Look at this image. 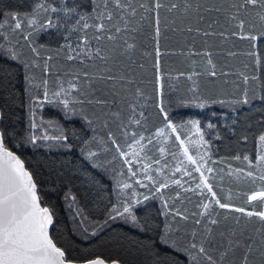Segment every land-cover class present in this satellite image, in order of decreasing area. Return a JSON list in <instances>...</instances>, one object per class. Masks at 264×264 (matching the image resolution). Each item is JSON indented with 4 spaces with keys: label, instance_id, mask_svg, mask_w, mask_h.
<instances>
[{
    "label": "trees",
    "instance_id": "1",
    "mask_svg": "<svg viewBox=\"0 0 264 264\" xmlns=\"http://www.w3.org/2000/svg\"><path fill=\"white\" fill-rule=\"evenodd\" d=\"M102 2L103 0H64V5L74 7L76 13L72 14V18L68 20L67 30L59 27L39 31L32 36V43L39 51L38 58L34 57L27 45L21 48L11 41V45L21 52L22 60L31 61L36 58L42 70L39 73L34 69L26 71L19 62L0 60V67L11 70L10 78L7 73L0 74L4 76V79L0 80V111L3 114L0 131L6 132V143L9 148L21 156L26 168L33 174L38 184L42 206L49 207L53 213L55 223L51 236L54 242L64 248L71 258L79 261L100 256L108 262L117 260L122 264H148L147 255L141 249L140 244L146 243L148 237L154 235L153 229L163 227L165 217L160 215L161 196L156 195V198L144 201L135 208L142 223L145 220L148 223L146 232H141L119 218L114 221L108 220L111 206L117 203L115 172L117 162L113 159L116 156L115 147L111 141L107 140V133L113 132L119 144L123 141L124 133L128 131L143 133L145 137L151 138L157 130L164 127L163 116L158 108V104L162 101L170 120L177 126H183L181 128L182 138L185 137L183 128L190 126L189 121H199L205 141L204 147L210 159L215 161L216 168L222 165L245 168L244 156H248L253 162L257 158L260 147L259 136L264 134V105L258 101H253L251 105L234 104L232 101L241 98L244 86L238 77L240 72H245L250 77L257 76V81L250 82V89L255 90L257 95L262 94L264 43H259L255 49L261 60V63L257 65L253 58L245 54L252 50L251 42L248 40L232 37L222 44L219 36L204 38L195 31L191 33L183 31L188 26L193 29H205L213 19L219 20V23L215 25L217 32L225 30V27L230 28L224 13H204L205 20L198 23L195 15L185 17L180 10L170 13L166 8H162L159 11L161 55L159 72H157L154 67L157 59L156 43L153 39L155 14L141 11L132 25L140 31L131 33L128 37L129 42L136 44V49L132 53V61L126 57H119L118 67L111 61L108 64V67L113 70L112 74H125L134 82L129 85L118 80L115 84V91L119 93L117 97L111 94L104 96L99 92L95 94V97L88 96V98L109 101L115 99L116 103H109L103 109L85 103L83 105L85 114L92 117L93 113H96L100 117V119L93 117L95 122L91 126L87 125L80 116L73 117L69 121L64 118L60 108L45 104L41 108V119L53 121L55 125L59 124L63 127L65 134L69 136L66 143L71 144V148H68L64 142L51 145H46L44 141H37L35 145L26 142L30 134V94L33 97L38 95L42 97V90L36 87L29 90L25 76L34 77L33 85H39L45 78L42 63L48 56L53 57L49 61V67L57 68L55 74L49 78L51 81L58 77L66 81L69 79L66 73L82 69L84 65L66 60L68 48H61V46L71 44L75 48L82 34L72 31L76 27L75 19L82 15L88 23H92L90 17L95 15L94 5H101ZM133 2L139 3L141 0H133ZM143 2L151 3V0H143ZM200 2L205 6L222 7L232 11L229 5L234 0H200ZM163 3L167 5L169 0H163ZM54 4L59 7V0H54ZM33 5L34 0H0V21L3 20L4 13L15 12L20 15H31ZM58 15L62 20L68 19L62 12ZM252 17H255V12L252 13ZM173 28L177 30L173 31ZM88 34L91 35V30ZM133 36L134 40L131 39ZM205 39H207L206 44ZM20 43L23 44L24 41L20 39ZM0 44H4L5 49L9 46L3 40H0ZM204 49H210L213 52L212 58L217 65L218 74L227 72L229 75H218L215 78L198 77V92L194 94L191 91L193 84L187 78L188 74L193 70L203 72L206 65L201 57L190 53ZM229 51H235L238 55L230 57L227 55ZM87 63L90 65L88 68L90 73H97L99 68L104 67L99 61H96L94 66L91 61ZM129 65L131 68L128 67ZM157 75L161 77L159 82H157ZM94 86L101 87L102 85ZM137 88L142 91V95L138 98L134 95ZM85 92L87 94L89 90L85 88ZM249 95L251 97V91ZM121 98L125 102H121ZM217 100H224L225 103L214 102ZM127 101L137 104L138 112L144 113V117L140 118V125L129 124ZM204 101L207 103L203 108L196 107L198 103ZM117 111L121 113L119 120L111 115ZM105 120L108 121L107 128L104 127ZM97 136L107 140L104 146L99 147L95 140ZM85 140L92 141L90 149L98 153L94 162L102 167L94 168L92 167L93 162L85 159L86 153L81 151ZM237 156L240 157L239 160L236 159ZM241 186L242 199L222 200L237 207L249 209L250 205L246 203V195H250L257 189H248L244 184ZM232 188L239 189L237 186H232ZM216 191L220 193L219 189ZM73 197L75 200L72 199ZM255 207L256 210H260L262 205L257 203ZM220 213L222 223L217 231L236 226L234 219L225 222L223 216L226 214L234 218L239 216V213L228 210H221ZM191 214L187 213L190 216L187 224L184 221H178L182 229L187 228L191 231L194 227ZM106 220L107 224H105ZM84 227L88 228L86 234L82 231ZM256 227L260 225L255 218H252L251 223H248L246 218L241 220L240 228L246 229L245 236L251 234ZM92 231H96L97 234L91 235ZM253 259L256 264H261L259 252H256Z\"/></svg>",
    "mask_w": 264,
    "mask_h": 264
},
{
    "label": "snow or ice",
    "instance_id": "2",
    "mask_svg": "<svg viewBox=\"0 0 264 264\" xmlns=\"http://www.w3.org/2000/svg\"><path fill=\"white\" fill-rule=\"evenodd\" d=\"M59 4L60 6L57 7L54 4V0H34L31 15H20L15 12L4 13V18L0 21V40L7 42L9 46L5 49V45L0 44V60L19 62L26 71L40 67V63L36 59L39 57V51L32 43V36L36 32L48 31L59 27H64L67 30L68 20L72 18V14L76 13L74 7H66L64 5V0H59ZM162 8H166L170 13L180 10L185 17L195 15L198 23L205 20L204 13H224L227 25H230V28L225 27V30L217 32L215 25L219 23V20L213 19L207 24L205 29H193L188 26L183 31L189 33L195 31L204 38L219 36L222 44L232 37L248 40L251 42L252 50L245 54L253 58L257 65L261 63L259 54L255 49H257L259 43H264V0H234L229 5V9L232 11L222 7L205 6L200 0H169L167 5L163 3V0H151V3H145L143 0L139 3H134L133 0H103L101 5H94L95 15L90 17L93 21L92 23H88L82 15L75 19L76 27L72 31L82 33L75 48L71 44L61 46V48H68L66 60L84 65L82 69L66 73L69 76L66 81L58 77L56 90L49 88V81L46 78L42 79L39 85H33L34 77L25 76L29 90L33 87L42 90V97L39 95L33 97L30 94V112L32 115L30 117V134L26 138V142L33 145L37 141L64 142L68 148H71V144L66 143L69 140V136L65 134L63 127L56 124V134H50L48 129L55 122L37 121L35 119V110L43 108L45 104L60 108L64 118L69 121L73 117L80 116L86 121L87 125L91 126L95 122L93 117L95 119H100V117L96 113H93L92 117L85 114L83 109L85 103L99 106L101 109L108 106L109 103H116L115 99L109 101L107 99L88 98V96L95 97V94L99 92L104 96L111 94L113 97H117L119 93L115 91V84L118 80L129 85L134 82L125 74H112L113 70L108 67V64L111 61L118 67L119 57H126L129 61H132V53L136 49V44L129 42L128 37L129 34L140 31V29L132 25L141 11L155 14V35L153 39L156 43L155 54L157 59L154 67L159 72V57L161 55L159 48V37L161 35L159 11ZM61 12L68 19L62 20L58 15ZM253 12H255L254 18L252 17ZM245 17L248 18L246 19ZM141 18L143 19L144 17L142 16ZM173 23L175 22L173 21ZM89 30H91V35L88 34ZM172 30L176 31L177 29L173 28ZM11 37H19L16 43L21 48L27 45L36 58L31 61L22 60L21 52L11 45ZM20 39L24 41L23 44L20 43ZM131 39L134 40L135 37L133 36ZM204 42L206 44L207 39ZM190 54L201 57L206 65L203 72L193 70L188 74L187 78L193 84L191 91L194 94L198 92V77L215 78L218 75H229L227 72L218 74L217 65L212 58L213 52L210 49L192 51ZM227 55L235 57L238 53L229 51ZM52 59V56H48L43 60L45 76L49 74V61ZM87 61H91L92 66L95 65L96 61H99L104 67L99 68L97 73H90L88 71L90 65ZM132 63L134 64L135 62L133 61ZM128 67L131 68V65ZM139 67L142 68L143 65H139ZM3 73H7L10 78V69L0 67V74ZM181 75L184 74L181 73ZM238 77L244 87L241 98L232 101V103L251 105L253 101H258L261 105H264V89H262V94L260 95H257L255 90L250 89V82L257 81L258 77L255 75L250 77L245 72L238 73ZM3 79L4 76L0 75V80ZM160 79L161 77L157 75V82ZM96 84H101L102 86L95 87L94 85ZM237 87L239 86L237 85ZM85 88L89 90L87 94ZM250 91L251 97L249 95ZM134 95L137 98L141 96V89L137 88ZM121 102H125L123 98H121ZM214 102L225 103L224 100ZM206 103L207 101L198 103L196 107L203 108ZM127 106L129 109V124L140 125V118L144 117V113L142 111L138 112L137 104L131 101H127ZM158 108L163 116L164 127L160 128L156 135L170 137L175 134V141L179 142L178 147L183 150L181 155L184 159L177 163L175 172H182L183 175L189 177H192V173L195 172L199 173V177L193 189L185 188L180 179L165 177L158 180L154 175H146V178L152 183L154 191L161 193L162 206L160 215L165 217L163 227L153 229L154 235L149 236L146 243L142 242L140 244L141 249L147 255L148 264H256L253 259L256 252H259L261 264H264V134L259 136L261 151L257 153L255 162L253 163L248 156H244L243 160L248 163V171L244 172L243 169H239L236 173L238 180L242 176L246 177L252 184L259 180L260 187L250 195H246V203L250 205L249 209L237 207L230 202H223L222 198L214 191V186L210 182L213 177L208 175L213 173L214 170L212 167H206L207 160L205 155L199 152L195 156L189 154V147L186 146V141L187 144L205 143L199 127V121H189L191 130H194L193 135L199 137V140L194 141L189 136L182 138L181 128L183 126H177L170 120L162 101L158 104ZM111 115L117 120L121 117L119 111L111 113ZM2 117L3 114L0 113V119ZM45 123L48 127H44ZM108 126V121L105 120L104 127L107 128ZM209 127H212V125H209ZM37 129H42L39 135L36 134ZM124 135L127 137L129 134L125 132ZM137 135V133L131 134L129 137L131 143L127 140L125 143L128 148L137 145L140 151H144L146 145L142 144L141 141L147 139L148 143H152V140L143 135H140L139 139H137ZM107 136L115 147L116 156L113 159L117 157L124 158L123 163L128 165V172L130 173L129 179L136 177L138 171L132 167L133 161L129 158V152L117 142L113 132L109 131ZM101 141H103V138H101ZM91 143L92 141L85 140L84 148L81 151L86 153V160L93 162L92 167L100 168L102 166L94 162L98 153L90 149ZM159 151L164 153L165 149L161 147ZM131 156L137 157L138 153L133 151ZM173 156L175 157V153ZM236 159L239 160L240 157L237 156ZM185 160L187 164L184 163ZM154 162L156 164L160 163L159 160ZM143 171L145 174L152 171L151 165L145 164ZM155 171L161 172L162 169ZM174 174L172 173V175ZM118 175H124L123 171L118 173ZM116 182L121 187V191L132 186L120 180ZM134 182L141 187H149L148 184H142L140 180H135ZM170 183L183 189L185 193L199 191L202 197L205 196V193L210 194L205 197L207 202L202 200L197 205L202 211L191 214L194 225L191 231H188L187 228L182 229L178 222L184 221L187 224L190 216L185 214L186 210L174 209V206L170 205L168 200L163 199L161 190L167 189ZM154 198L156 197L144 195L141 200L137 197L135 191L127 199L118 198L117 203L111 206L108 220L114 221L119 218L141 232H146L148 223L146 220L142 223L135 212V208L144 201ZM72 199L75 200V197ZM179 199L180 193L177 192L176 200ZM224 199L231 201L232 197L228 195ZM257 203L262 205L260 210H256L255 205ZM217 208L239 213L240 215L234 218L226 214L223 216L225 222L229 219H234L236 226L229 227L227 230L217 231L222 223L221 213L216 211ZM244 218L247 219L248 223H251L252 218H255L260 227L254 228L251 234L245 236L244 232L246 229L240 228L241 220ZM107 223L108 221L106 220L105 224ZM53 224V213L49 207L42 206L38 184L33 174L25 167V161L21 156L9 148L6 143V132L0 131V264H109L108 261L100 256L84 258L79 261L71 258L68 252L58 246L50 235L49 230ZM82 231L86 234L88 233V228L84 227ZM96 234V231L91 233L93 236ZM238 253L239 255H237ZM110 264H120V262L112 260Z\"/></svg>",
    "mask_w": 264,
    "mask_h": 264
},
{
    "label": "rangeland",
    "instance_id": "3",
    "mask_svg": "<svg viewBox=\"0 0 264 264\" xmlns=\"http://www.w3.org/2000/svg\"><path fill=\"white\" fill-rule=\"evenodd\" d=\"M19 39V37H11V41H13L14 44L16 43V40ZM5 43V41H4ZM39 62V61H38ZM41 65V64H40ZM43 65V63H42ZM50 65V64H49ZM61 65V64H59ZM60 69V68H58ZM34 70L38 71V73L40 72V70H42V67H38V68H34ZM55 70H57V68H50L49 67V74L47 76L44 77L46 79H48L49 81V88L51 90H56L57 88V79H55L54 81H51V79H49L53 74H55ZM61 79V78H60ZM63 80V79H61ZM36 111V115H35V119L37 121L43 120L41 119V108H38L35 110ZM32 115V113H31ZM45 122H47L48 120H43ZM44 127H48V125L45 123ZM42 129H37L36 130V134L39 135ZM49 133L50 134H56V127L55 124L52 125V127H50L49 129ZM158 131V130H157ZM156 131V132H157ZM156 132L151 136V140L152 143H148V140H142L141 143L146 145L144 151H140L139 146L134 145L132 148H128L127 144L125 143V141L127 140L129 143H131V140L129 139V137L131 136V134H133L134 132H130L128 131L127 133L129 134L127 137L124 136L123 141L121 143V146L125 147V149L129 152V158L132 159L133 163H132V167L134 169H136L138 171V174L136 177L129 179L130 173L128 172V165L123 163V159L121 157H117L116 158V162H117V168H116V181L120 180L122 182H127L129 184H131V188L129 189H123L121 191V187H119L117 185V200L119 199H127L131 196L132 192L135 191V193L137 194V197H139L141 200L143 199L144 195L153 197L156 195H160L161 193H156L154 191V187L152 185V183L146 178V175H154L156 176V178L159 179H163L165 177H171V179H180L182 181V183L184 184L185 188H195L196 183L198 182V177H199V173H192V177L189 176H185L182 174V172H175V167L177 165V163L180 160H183V156L181 155L182 153V149L178 147L179 142L175 141V134H173L170 137L167 136H157ZM194 130H191V126H186L185 128H183V133L185 134V136H189L192 138V140H199V137L193 135ZM137 139H139L140 135L145 136V134L143 133H137ZM99 145V147H101V145H105L107 140L105 138H103V141H101V137L98 138V136L95 139ZM46 142V145H51L52 143H60V142H56V141H44ZM186 146L189 147V154L195 156L197 152L205 155V159L207 160V164L206 167H212L213 168V173L208 174L211 177H213V179H211V183L214 186V191H216V189H219L220 193H217V195L219 197H221L223 200H226L224 198H226L228 195H231L233 200L234 198H238V199H242V192H241V185H245V187L247 186L248 189L252 188V189H258L260 187V181L257 180L255 184H252L246 177H241L239 180L236 178V173L237 170L239 169H243L244 172L248 171V163L246 162L245 168H232L226 165H222L219 168H216L214 166L215 161L211 160L209 157V154L207 152V150L204 147V144H200V143H194V144H187L186 141ZM163 147L165 149L164 153H161L159 151V149ZM133 151H136L138 153L137 157H132L131 153ZM261 151V145L259 147L258 152ZM175 153V157L173 156V154ZM159 160L160 163L156 164L154 161ZM255 162V161H254ZM253 162V163H254ZM185 164H187V161H184ZM145 164H149L151 165V169L152 171H149L147 174L144 173L143 171V166ZM165 165H167L165 167ZM157 169H162L161 172H157L155 170ZM121 171H123L124 175H118V173H120ZM172 173H175L174 175H172ZM257 175H259V173H257ZM226 177L228 179H226ZM135 180H140L142 184H148L149 187L145 188V187H141L139 184H136L134 181ZM232 186H237L239 189H233ZM162 196L163 199L168 200L170 205L174 206V209H179L181 211H185V214L187 213H198L200 211H202L201 208L197 207V205L204 200L205 202H207L205 200V197L210 195L208 193H205V196L202 197L199 193V191L196 192H184L183 189L178 188L176 185L171 184L167 189H162ZM177 192L180 193V199L176 200V194ZM244 194V193H243ZM133 199H135V197H133ZM227 201V200H226ZM222 209H216V211L220 212ZM227 211V210H225Z\"/></svg>",
    "mask_w": 264,
    "mask_h": 264
},
{
    "label": "water",
    "instance_id": "4",
    "mask_svg": "<svg viewBox=\"0 0 264 264\" xmlns=\"http://www.w3.org/2000/svg\"><path fill=\"white\" fill-rule=\"evenodd\" d=\"M0 113H1V111H0ZM1 120H2V119H0V124H1ZM16 154H17V153H16ZM25 167H26V166H25ZM53 219H54V218H53ZM54 223H55V222H54ZM53 227H54V224H53V226L50 227V230H49V231H50V235H51V230H52ZM109 264H110V262H109ZM120 264H122V263H120Z\"/></svg>",
    "mask_w": 264,
    "mask_h": 264
}]
</instances>
